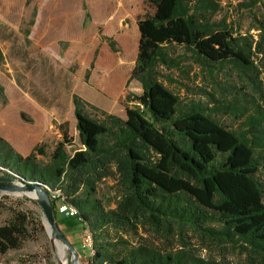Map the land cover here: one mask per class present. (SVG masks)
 I'll list each match as a JSON object with an SVG mask.
<instances>
[{"label":"trees","instance_id":"obj_1","mask_svg":"<svg viewBox=\"0 0 264 264\" xmlns=\"http://www.w3.org/2000/svg\"><path fill=\"white\" fill-rule=\"evenodd\" d=\"M143 5L129 75L141 93L126 96L124 119L105 112L92 118L88 104L73 96L80 148L67 154L64 124L46 162L37 158L41 148L23 157L0 137V182L17 179L49 197L59 193L76 210L66 221L90 235L87 264H238L200 255L211 246L244 255L243 264H264V19L255 38L216 19V0ZM101 39L117 51L114 40ZM189 63L208 74L216 95L181 98L167 87L178 83L174 71L188 75ZM227 72L248 98L225 99ZM216 114L237 126H223ZM108 179L115 183L112 204L98 194ZM32 225L38 223L30 213L11 210L0 225V255L35 238Z\"/></svg>","mask_w":264,"mask_h":264},{"label":"rangeland","instance_id":"obj_2","mask_svg":"<svg viewBox=\"0 0 264 264\" xmlns=\"http://www.w3.org/2000/svg\"><path fill=\"white\" fill-rule=\"evenodd\" d=\"M216 1L220 6L216 19L226 18L239 33L256 38L254 26L264 19V0L255 4V0ZM146 12L143 0H0V137L23 157L41 148L44 155L37 158L46 162L62 139L59 126L63 124L71 140L65 147L67 154L80 148L73 96L88 104L84 112L92 118L100 119V112H105L124 119L126 96L141 93L139 83L129 81V75L136 60V22ZM103 36L114 40L116 52L110 51ZM187 73L174 71L178 83L167 87L181 98L197 99L200 92L203 100L209 93L216 95L205 71L189 63ZM223 80L231 84H223L229 90L224 92L225 99L228 94V99L234 94L248 98L233 73L227 72ZM214 116L229 129L237 126L229 115ZM12 183L23 185L17 179ZM30 194L0 191V225L11 210L28 212L38 223L32 225L35 238L0 255V264H61L62 260L70 264L72 254L66 248L63 259L56 255L53 241L62 242L48 234L46 218ZM98 194L112 204L114 181L100 183ZM60 199L59 195L50 199L55 210ZM54 218L77 254L76 264H87L91 254L88 230L73 219L67 222L58 212ZM199 252L205 258L244 262V255L230 248L221 253L211 246Z\"/></svg>","mask_w":264,"mask_h":264},{"label":"water","instance_id":"obj_3","mask_svg":"<svg viewBox=\"0 0 264 264\" xmlns=\"http://www.w3.org/2000/svg\"><path fill=\"white\" fill-rule=\"evenodd\" d=\"M0 191L11 192V193L29 191L31 194H33L34 197H31L30 195L29 197L35 199L38 202V205L40 206L46 218V222L53 236L57 238L59 241H61L64 247L72 254V261L70 262V264L77 263V254L74 248L66 240L64 235L61 234V232L59 231L56 225L54 212H53V205L50 202L49 195L39 185L31 184V183H27V184L24 183L23 185H15L12 182L11 183L0 182Z\"/></svg>","mask_w":264,"mask_h":264},{"label":"built area","instance_id":"obj_4","mask_svg":"<svg viewBox=\"0 0 264 264\" xmlns=\"http://www.w3.org/2000/svg\"><path fill=\"white\" fill-rule=\"evenodd\" d=\"M50 194H51L50 196H51L52 199H56V197L58 195H59V197L61 196L59 193H55V192L50 193ZM62 200H63V202H61ZM56 211L59 214L65 216V217H68V218H73L76 215V210L73 207L65 204L64 203V198L63 199L62 198L60 199V202H59V204L57 206V210ZM86 241L89 243V246L91 248V239H90V235L89 234H88V236L86 238Z\"/></svg>","mask_w":264,"mask_h":264},{"label":"bare ground","instance_id":"obj_5","mask_svg":"<svg viewBox=\"0 0 264 264\" xmlns=\"http://www.w3.org/2000/svg\"><path fill=\"white\" fill-rule=\"evenodd\" d=\"M30 196L31 197H34V195L33 194H30ZM47 225V224H46ZM47 232H48V234L51 236V237H53L52 235H51V230H50V228L47 226ZM55 238V237H54ZM54 246L53 247H55V251H56V255H58V257L60 258V259H63L64 258V256H65V247H64V245L63 244H61L60 242H58L57 240H55L54 239ZM61 264H67L64 260H62V263Z\"/></svg>","mask_w":264,"mask_h":264}]
</instances>
